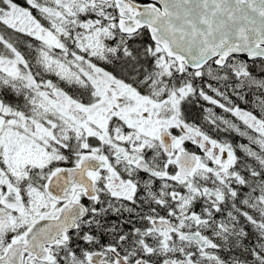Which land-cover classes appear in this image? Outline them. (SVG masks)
I'll return each instance as SVG.
<instances>
[{
  "label": "snow or ice",
  "instance_id": "snow-or-ice-1",
  "mask_svg": "<svg viewBox=\"0 0 264 264\" xmlns=\"http://www.w3.org/2000/svg\"><path fill=\"white\" fill-rule=\"evenodd\" d=\"M0 264H264V0H0Z\"/></svg>",
  "mask_w": 264,
  "mask_h": 264
}]
</instances>
